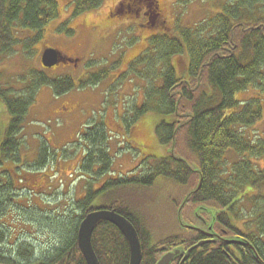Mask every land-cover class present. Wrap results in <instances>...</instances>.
I'll return each mask as SVG.
<instances>
[{"label":"trees","instance_id":"obj_1","mask_svg":"<svg viewBox=\"0 0 264 264\" xmlns=\"http://www.w3.org/2000/svg\"><path fill=\"white\" fill-rule=\"evenodd\" d=\"M101 2L102 0H73L71 15L76 16L96 8ZM223 5L222 13L199 22L194 27L186 29L176 25L171 32L151 31L147 34V48L134 58L143 59L147 65L155 63L156 66V62L162 64L161 71L157 74L160 85L147 92L148 96L156 92L161 109L172 115L170 123L161 121L157 129L160 141L165 143L166 148V158H162L157 164V171L140 174L133 180L124 177L118 180L104 179L97 190L95 187H86L79 203H73L68 213L61 216L64 223L69 224L65 230L59 224L51 225L50 220L55 216L49 215L47 222L52 229L54 227L56 239L60 241L57 246L60 250L53 251L54 256L60 254L54 262L36 258L23 262L5 251L6 254L0 255V263L30 264L37 261L35 263L86 264L77 248L76 230L81 219L96 207L115 209L134 225L142 243V264H156L163 253L172 251L175 246L179 247L182 255L178 256V262L174 264H180L182 258L184 261L181 264H258L255 254L264 263V205L257 204L259 199L263 201V197L255 198L257 206L253 212L254 217L252 216L255 230L252 233L235 228L237 225L233 227L230 218V214L235 217L239 207L235 201L238 199L235 197L238 192L242 198L245 186H260L259 177L263 175L262 171H256L252 161L261 157L264 159V139L258 135V139L251 140L234 128L254 126L264 112L259 99L255 98L264 92V0H231ZM58 11L55 0H0V52L11 51L14 42L21 41H14L11 31L14 25L34 32L32 38L22 41L25 48H28L42 37L44 28L52 19L57 18ZM110 15L119 16L120 19L123 17V14L116 12H111ZM66 26L67 21L57 30L72 35L73 30ZM150 46L154 51L149 55L147 49ZM174 55L186 59L180 76L172 64ZM132 64L133 62L129 67ZM152 69L155 73L158 72L156 68L149 70ZM28 76L31 84L19 96L10 97V90L0 87V98L10 114L0 144V163L2 159L15 163L20 161L17 157L21 144L18 134L37 90L47 86L55 96H60L74 87L84 86L82 77L77 81L69 76L49 78L37 70L31 71ZM105 77L103 72L100 80ZM249 89L253 95L240 101L238 93ZM180 119L184 122L181 127L178 125ZM98 125L101 128L96 131L98 134L86 135L92 153H95L86 154L81 163L88 174L95 171L94 165L98 163L101 168L97 169L96 177L105 175L104 171L110 167L111 162L103 145V124ZM177 137L181 139L180 148L184 144L186 153L178 155L172 148ZM168 144L171 145L167 148ZM228 152L240 155L238 164H233L229 171L225 169L230 164L226 159ZM47 156V148L44 146L39 149L37 160L32 165H39ZM166 161H170V164H165ZM17 175L21 181L19 173ZM162 175L181 185L183 189L188 190L194 186L190 195L188 194L189 202L212 208L214 214L212 217L210 213H201L206 215V223L203 224L204 227L206 224V229L188 230L179 223L180 231L189 234L181 236L175 233L156 246L150 241L149 234L145 233L147 231L142 217L131 208L122 190L127 187H148L154 183L153 178ZM12 181L10 177V182ZM173 225L172 232H177V225ZM5 228L7 229L6 226ZM62 231L67 234L65 238ZM5 237L6 233L1 229L0 241H4ZM200 241L205 242L198 244ZM92 244L101 264H128V244L114 225L105 221L98 223L92 234ZM51 248L54 249L55 245ZM22 251L23 249L18 253L19 258H23L21 255L30 257L28 251Z\"/></svg>","mask_w":264,"mask_h":264},{"label":"rangeland","instance_id":"obj_2","mask_svg":"<svg viewBox=\"0 0 264 264\" xmlns=\"http://www.w3.org/2000/svg\"><path fill=\"white\" fill-rule=\"evenodd\" d=\"M55 1L59 10L57 18L47 24L37 42L25 48L22 41L32 38L34 32L14 25L11 28L14 41H21L14 42L11 51L0 52V87L7 90L10 88V97L19 96L26 90L31 84L28 74L34 70L43 72L49 78L69 76L77 81L82 77L84 81V86L74 87L60 96L53 95L47 86L37 90L18 134L21 144L17 157L20 161L15 163L4 160L3 164L0 163V172L8 166L10 174L19 173L21 180H18L17 175L14 185L8 179L0 182V200L3 201L1 206L6 208L0 214V230L3 229L6 233L0 249L10 251L8 245L12 244L13 248L16 246L18 249L17 254L21 249L25 250L29 239L36 247L33 248V253L38 248L47 247L48 244H43L48 243L46 236L53 241L48 247H57L56 244L60 241L54 239V227L52 229L51 225L59 224L65 230L69 224L61 221L60 215L67 214L73 203H79L86 187H95L97 190L104 179L118 180L124 177L133 180L140 174L157 171V164L166 155L165 143L160 141L157 129L161 121L170 123L172 118V115L161 109L156 92L154 95H147L148 91H153L156 85H160L157 74L161 71L162 64L156 62V66L155 63L147 65L143 59L134 60L147 48V34L155 31L152 30L153 27L137 26L138 21L129 13L128 17L124 15L122 19L110 15V9L116 6L118 0H102L98 7L76 16L71 15L73 0ZM230 1L158 0L161 8H164L163 19L167 30L156 33L174 31L176 25L186 29L194 27L197 23L222 13L223 4ZM66 21V28L73 30L72 35L57 30ZM45 47L57 49L68 57H75L76 61L43 68L40 57ZM147 50L149 55L154 51L151 46ZM172 64L179 76L183 74L185 57L172 56ZM151 68H156L158 72L155 73L153 69L150 71ZM103 72L106 77L100 80ZM248 91L238 93L240 101L250 97L251 93ZM262 103L264 106L263 98ZM9 118L10 114L0 98V144ZM179 122V127L183 126V119ZM98 124H103V145L111 160L110 167H106L104 171L105 175L100 177H96L97 169L101 168L98 163H95L93 173L87 170L89 174L81 165L83 155L95 153H92L86 135L98 134L96 131L101 129ZM234 129L251 140L258 139V135L264 139V116L254 126L243 129L237 126ZM179 137L171 143L178 155L186 153L184 144L180 148ZM44 146L47 148V159L44 157L46 160L43 159L39 165H32L37 160L39 149ZM93 148L95 149L94 145ZM226 156L230 164L225 169L229 171L233 164H238L240 155L228 152ZM252 162L256 171L263 173L259 177L261 185L245 186L242 198L238 192L235 196L238 197L235 201L239 206L236 218L230 214L232 226L237 225L235 228L245 233L255 230L253 212L257 204L264 205V159L261 157ZM165 164H170V161ZM129 173L133 174L130 176ZM4 178V173L1 172L0 179ZM154 179V183L148 187H127L122 190L131 208L142 217L153 244L159 246L175 233L187 236L189 233L180 231V222L188 230L192 225L206 229V224L203 226L206 215L200 212L202 209L214 210L189 202L188 194L194 186L188 190L183 189L163 175ZM257 196H262L263 201L259 199L256 204ZM49 215L55 216L50 220L51 225L47 222ZM43 223L46 224L42 225ZM174 223L178 227L177 232H172ZM56 230L59 231L57 228ZM61 233L64 238L67 236L65 231ZM169 243L170 241L166 244ZM178 256H173L169 264Z\"/></svg>","mask_w":264,"mask_h":264},{"label":"water","instance_id":"obj_3","mask_svg":"<svg viewBox=\"0 0 264 264\" xmlns=\"http://www.w3.org/2000/svg\"><path fill=\"white\" fill-rule=\"evenodd\" d=\"M60 62H66V60L62 58L56 49L47 48L43 51L41 63L44 67L50 68L59 64ZM210 212L214 214V211ZM102 220L111 222L117 226L126 237L130 251L129 264H140L142 259V251L136 230L126 218L111 210L93 211L83 219L79 226L77 234L78 246L85 257L87 264H99L97 256L95 255L91 245V234L96 224ZM230 242H234V240H230ZM202 243L203 242H200L199 244ZM177 253L178 250L174 251L173 253H167L163 255L157 264H169L170 260H172L173 256H175ZM255 259L258 264H264L256 254Z\"/></svg>","mask_w":264,"mask_h":264},{"label":"flooded vegetation","instance_id":"obj_4","mask_svg":"<svg viewBox=\"0 0 264 264\" xmlns=\"http://www.w3.org/2000/svg\"><path fill=\"white\" fill-rule=\"evenodd\" d=\"M117 2L118 3L115 6L117 11L115 10V7H113L112 9H110L109 14H111V12H116V13H120V15L123 14V16H124V15H127L129 13V14L133 15V18L136 19V21H138L136 23L137 26H140L142 28L150 26L149 28L153 27L152 30L156 29L157 31H158V29L166 30L165 29L166 28L165 20L163 19L164 18V8L163 9L161 8L158 0H118ZM8 9H10V7H8ZM9 29H10V24H9ZM71 78L73 79V77H71ZM248 92L250 93L251 91H248ZM251 95H253V94L251 93ZM255 98L259 99L261 107H262L263 106L262 98L264 101V92L258 96H255ZM263 116H264V112H263L262 117ZM1 162L3 164L4 159H2ZM1 172L4 173V177H5L3 179V182H4V180L7 181V179H8V181H10V177H11V179H13L12 182L14 185V183L17 179L16 173L13 175L10 174V167H8V166L6 168H4ZM1 180L2 179H0V181ZM0 202H1V200H0ZM1 204H3V201L0 203V213L2 214L6 210V208L2 207ZM9 210H10V208H9ZM52 235H53L54 239H56L57 236L54 234V232H52ZM46 240L48 241V243L53 242L50 239H48L47 236H46ZM56 245H58V244H56ZM37 259L38 258H36V260ZM183 261H184V259L181 260V263ZM35 262H37V261H35ZM35 262L30 263V264H40V263H35ZM175 262H178V260H176ZM175 262H173L172 264H174Z\"/></svg>","mask_w":264,"mask_h":264},{"label":"bare ground","instance_id":"obj_5","mask_svg":"<svg viewBox=\"0 0 264 264\" xmlns=\"http://www.w3.org/2000/svg\"><path fill=\"white\" fill-rule=\"evenodd\" d=\"M3 242H4L3 240L0 241V244L1 243L3 244ZM12 246L13 245L10 246V252H11L10 255H12L13 257H15V258H17V259H19V260H21L23 262H26V261H29V260L35 259V258L41 259L42 261L54 262L55 259L57 258V256L60 255V254H58V255H55L54 256V254H53V251L55 249L60 250L59 247H55L54 249L51 248V247L38 248V251H36L34 249L35 252L33 253V248H36L35 245H34V243L26 242V244H25V246H26L25 250L30 253V257L29 258H26L25 256L21 255L23 258H21V257L19 258V255L16 252V246H15V248H13ZM25 250H23L22 252H24ZM5 251H9V250H7V249H0V255L6 254ZM53 264H60V263H53Z\"/></svg>","mask_w":264,"mask_h":264}]
</instances>
